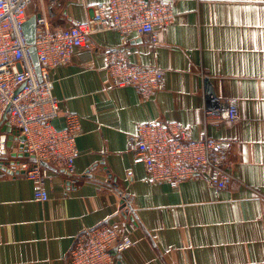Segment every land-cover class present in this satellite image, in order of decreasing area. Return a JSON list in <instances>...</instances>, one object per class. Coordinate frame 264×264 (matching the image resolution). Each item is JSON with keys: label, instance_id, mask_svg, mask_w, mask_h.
Here are the masks:
<instances>
[{"label": "crops", "instance_id": "obj_1", "mask_svg": "<svg viewBox=\"0 0 264 264\" xmlns=\"http://www.w3.org/2000/svg\"><path fill=\"white\" fill-rule=\"evenodd\" d=\"M107 1L58 0L53 24L83 23L91 6ZM170 1L175 23L159 31L157 58L146 38L110 31L53 71L61 107L54 125L77 119L79 154L73 174L50 169L45 203L23 174L0 166V264H68L85 228L131 219L138 230L124 264H264V0ZM40 7L36 1L30 17ZM123 46L131 62L166 72L164 91L144 99L134 87L112 86L104 52ZM207 91L237 99L239 119L206 118ZM165 120L195 139L231 142L233 183L219 190L149 182L128 136L139 123Z\"/></svg>", "mask_w": 264, "mask_h": 264}, {"label": "built area", "instance_id": "obj_2", "mask_svg": "<svg viewBox=\"0 0 264 264\" xmlns=\"http://www.w3.org/2000/svg\"><path fill=\"white\" fill-rule=\"evenodd\" d=\"M41 2L37 20L36 48L41 65L39 78L30 54L23 27L29 9ZM58 0H0V131L8 123L25 137V152L32 158H18L15 174H23L33 184L34 199H50L47 182L51 168L73 174L79 154L78 121L68 119L59 130L54 121L60 102L54 96L52 73L71 63L78 48L94 47L92 37L104 32H119L124 38L144 37L158 57L159 31L175 23L170 0H108L89 8L83 23L56 28ZM105 69L115 88L134 87L144 99L165 90L166 72L156 65L136 64L128 47L105 52ZM206 118L235 122L240 111L237 99L204 93ZM232 143L205 136L192 137L189 128L171 120L137 124L128 136V150L136 163L144 164L148 180L179 188L189 181L206 182L219 190L234 181L229 168ZM23 172V173H22ZM138 230L133 221H111L85 228L76 238L67 258L68 264H124L121 257L134 246Z\"/></svg>", "mask_w": 264, "mask_h": 264}, {"label": "water", "instance_id": "obj_3", "mask_svg": "<svg viewBox=\"0 0 264 264\" xmlns=\"http://www.w3.org/2000/svg\"><path fill=\"white\" fill-rule=\"evenodd\" d=\"M39 17V15L31 16L25 23L23 30L26 41L31 46L30 54L32 62L35 66L39 78H41V65L36 48L37 20ZM24 140L25 137L21 136L20 131L12 128L8 123L2 128V130L0 131V166L3 168V170H6L11 174H15V172L9 167H13L18 158L25 157L33 159V157L29 155V153L24 151ZM42 165L51 169V167L47 163H42ZM131 221L135 222L133 219H131Z\"/></svg>", "mask_w": 264, "mask_h": 264}, {"label": "rangeland", "instance_id": "obj_4", "mask_svg": "<svg viewBox=\"0 0 264 264\" xmlns=\"http://www.w3.org/2000/svg\"><path fill=\"white\" fill-rule=\"evenodd\" d=\"M10 160V159H9ZM12 160V159H11ZM9 168H13L12 166H10ZM5 172H8V171H6V170H4ZM9 173V172H8ZM10 174V173H9ZM12 175H15V174H12Z\"/></svg>", "mask_w": 264, "mask_h": 264}]
</instances>
